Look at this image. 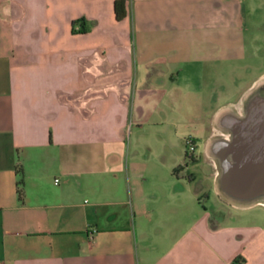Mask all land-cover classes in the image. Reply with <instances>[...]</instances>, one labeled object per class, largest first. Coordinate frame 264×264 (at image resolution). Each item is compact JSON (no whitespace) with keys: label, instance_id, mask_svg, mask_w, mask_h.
Masks as SVG:
<instances>
[{"label":"crops","instance_id":"0c3cea01","mask_svg":"<svg viewBox=\"0 0 264 264\" xmlns=\"http://www.w3.org/2000/svg\"><path fill=\"white\" fill-rule=\"evenodd\" d=\"M114 1L0 0V264H264V224L211 219L186 155L137 149L178 73L264 59V0Z\"/></svg>","mask_w":264,"mask_h":264},{"label":"rangeland","instance_id":"374dc122","mask_svg":"<svg viewBox=\"0 0 264 264\" xmlns=\"http://www.w3.org/2000/svg\"><path fill=\"white\" fill-rule=\"evenodd\" d=\"M263 72L264 59H260L253 64L240 62L227 65L220 64L212 74L206 75L207 73L204 72L200 80L191 77L189 73H186V70H183L177 76L178 85L181 88L176 89L173 94L178 106L170 108L168 111L174 119L176 117L179 125L169 124L168 122L171 120L169 115L165 124L160 126H155L152 123L145 125L139 132L140 137L137 138L139 144L137 149L147 157L145 159L149 167H155L161 161H165L164 167L168 168L172 162L177 163L185 153L194 154L193 158H190L191 155H187L186 162L189 164L187 171L193 177L202 207L211 219L224 214V223H232L233 221L249 223L252 220V222L258 224H264V206L255 205L248 210L238 211L231 207L219 194L216 180L213 179L214 173H218L216 162L209 151H206L205 145L220 133L216 119L221 112L215 115V122L211 125H207L208 120L214 109L236 101L241 92L251 84L252 80ZM262 81H264V76L257 83ZM200 86L203 89L199 94H189L186 90L184 91V88L193 90L200 88ZM211 87H214L212 91L214 94L208 98L207 92ZM191 119L193 122L197 121L195 125L198 128L190 127L191 125L188 123ZM186 137L192 138V142L196 144L195 151H188L184 145ZM178 185L185 187L186 182L180 180ZM192 187L193 184L189 186V193Z\"/></svg>","mask_w":264,"mask_h":264},{"label":"water","instance_id":"95a60500","mask_svg":"<svg viewBox=\"0 0 264 264\" xmlns=\"http://www.w3.org/2000/svg\"><path fill=\"white\" fill-rule=\"evenodd\" d=\"M242 114L228 115L225 136L209 140L216 162V185L229 204L264 205V81L242 100Z\"/></svg>","mask_w":264,"mask_h":264},{"label":"trees","instance_id":"16d2710c","mask_svg":"<svg viewBox=\"0 0 264 264\" xmlns=\"http://www.w3.org/2000/svg\"><path fill=\"white\" fill-rule=\"evenodd\" d=\"M126 2H127V0H115L114 1L113 12H114L115 19L117 21L122 20L126 16V11H125ZM83 21H84L83 18L71 21V25H72L71 31H72V33H83V32H85V27H84ZM74 24L78 25V29L77 30H75L73 28Z\"/></svg>","mask_w":264,"mask_h":264},{"label":"flooded vegetation","instance_id":"af4514ba","mask_svg":"<svg viewBox=\"0 0 264 264\" xmlns=\"http://www.w3.org/2000/svg\"><path fill=\"white\" fill-rule=\"evenodd\" d=\"M263 82V81H262ZM255 84V83H254ZM253 84V85H254ZM252 85V86H253ZM251 86V87H252ZM250 87V88H251ZM242 108H243V106H242V103L240 104V106L238 105L237 107H234V108H230V107H228V108H226V109H224L223 111H221V113L218 115V117H217V121H218V125H219V128H220V133L218 134V136H221V137H223V136H225V131H226V129L223 127V122H224V119L228 116V115H238V116H240L241 114H242ZM217 136V137H218ZM216 138V137H215ZM209 143V142H208ZM208 143L205 145V149H206V151L208 150ZM193 145H194V151L196 150V144L195 143H193ZM209 151V150H208ZM185 155H186V157H188L187 155H191V154H188V153H185ZM195 155L193 154V155H191L190 156V158H193Z\"/></svg>","mask_w":264,"mask_h":264},{"label":"built area","instance_id":"2783aa9c","mask_svg":"<svg viewBox=\"0 0 264 264\" xmlns=\"http://www.w3.org/2000/svg\"><path fill=\"white\" fill-rule=\"evenodd\" d=\"M192 138H188L186 137V139H184V145L187 147L188 151H192L194 149V145L193 142L191 140ZM57 182V180H55V183Z\"/></svg>","mask_w":264,"mask_h":264}]
</instances>
